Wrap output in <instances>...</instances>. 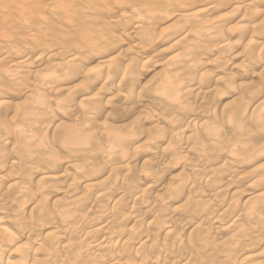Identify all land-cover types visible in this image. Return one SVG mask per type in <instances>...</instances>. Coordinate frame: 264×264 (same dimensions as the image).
Wrapping results in <instances>:
<instances>
[{"label":"bare ground","instance_id":"obj_1","mask_svg":"<svg viewBox=\"0 0 264 264\" xmlns=\"http://www.w3.org/2000/svg\"><path fill=\"white\" fill-rule=\"evenodd\" d=\"M262 138L264 0H0V264H264Z\"/></svg>","mask_w":264,"mask_h":264},{"label":"rangeland","instance_id":"obj_2","mask_svg":"<svg viewBox=\"0 0 264 264\" xmlns=\"http://www.w3.org/2000/svg\"><path fill=\"white\" fill-rule=\"evenodd\" d=\"M238 15L240 16V14H238ZM238 15H236V17L234 16L236 19L233 18V17L230 19V20H231V23H230V20H229V19L227 20L228 28L232 27V26H233V23H234L235 25L238 23V22H237V21H238L237 18L239 17ZM233 19H234V20H233ZM232 20H233V21H232ZM225 22H226V20H225ZM225 22H224V24H225ZM228 22H229V23H228ZM235 22H236V23H235ZM231 24H232V25H231ZM235 25H234V26H235ZM224 26H225V28H226V24H225ZM229 26H230V27H229ZM178 27H179V26H178ZM179 28H180V27H179ZM179 38H181V36H180ZM175 39H177V38H175ZM168 45H170V44L165 45L166 48H168ZM165 46H164V48H165ZM108 57H110V56H108ZM108 57H106V59H108ZM25 58H27V57H26V56H23V57H21L20 59L18 58V59L16 60V62L21 61V60H23V59H25ZM214 58H215V57H214ZM106 59H105V60H106ZM211 59H213V58H211ZM215 59H216V58H215ZM25 60H26V59H25ZM23 61H24V60H23ZM98 61H99V60H97V63H98ZM95 65H96V63H95ZM95 65H94V63L92 64V66H95ZM148 68H149V70H150V69H151V70L149 71L150 74H148V78L146 79L147 81H145V84H146V85H151L153 82H155V80L159 79V78L162 76L163 71H162V69H161L160 67L154 68V67H150V66H149ZM152 70H153V71H152ZM204 70H206V69H204ZM149 72H148V73H149ZM202 72H203V70H202ZM211 82H213V81H211ZM233 99H234V98H233ZM233 99L223 100V103H231V102L233 101ZM64 121H66V123L68 124V120H67V119H62L61 122H64ZM59 123H60V122H58V124H59ZM67 124H66V125H67ZM262 140L264 141V138L261 139V142H263ZM263 144H264V143H263ZM129 150H130V151H127V152H128V155H131V154H132L131 152H133V151L135 150V148H134V149L132 148V150H131V149H129ZM129 152H130V153H129ZM76 161H77V160H76ZM76 161H75V160L73 161V164H74V165H75V163H77ZM74 162H75V163H74ZM100 163H102V164L100 165V167H101L102 169H104L103 166H106V165H109V164H110L109 166H111L114 162H112V164H111V162L108 161V160H107V161H106V160H104V161L101 160ZM109 166H106V167L109 168ZM169 169H172V172L175 173V174L179 173V171L177 170V168H173V166H169V167L167 168V170H169ZM173 169H175V170H173ZM105 170H108V169H105ZM105 170H104V171H105ZM56 171H59V170L57 169ZM107 173H108V172L106 171V172H104V174H103L104 177L106 176L105 178H104L103 176H101L102 174L99 175L100 177L98 176V177H95V178H98V179H99V178H104V179L102 180V181H103V184L106 183V182L108 183V184H104V187H107V186L111 187L110 185H111L112 182H111V181H110V182L108 181V180H110V179H108V174H107ZM106 174H107V175H106ZM107 179H108V180H107ZM209 182H210V184H212L211 181H209ZM208 184H209V183H208ZM141 185H142V187H141ZM219 185H220V184H219ZM242 185H243V183H239V184L235 183V186H233L232 188H230V189L228 190L229 192H227L228 195H230V192L233 193V192L236 191V194H235V193L232 194L233 201H234L235 199H237V200L240 202V205H241L246 199H248V198H246V197H249V195H250L248 189H246V188L243 187ZM139 186H140V189L138 188L139 191L142 190V189H144V188H147V187L144 186L143 184H139ZM223 186H224V185H221L220 187L222 188ZM237 186H238V187H237ZM240 186H241V187H240ZM225 187H226V186H224V188H225ZM79 188H80L81 192H82V190L84 189L83 187H79ZM79 188H78V190H79ZM82 188H83V189H82ZM224 188H223V189H224ZM89 189H90V192H88V193H91L92 189H91V188H89ZM78 190L76 189V191H78ZM93 190H94V189H93ZM226 190H227V189L225 188L224 191H226ZM83 191H84V190H83ZM142 191H143V190H142ZM142 191H141V192H142ZM78 192H79V194H81L80 191H78ZM237 192H238V193H237ZM76 193H77V192H76ZM92 193L95 194L94 191H93ZM159 193H160V192H159ZM161 193H165V191H162ZM161 193H160V194H161ZM79 194L77 193V195H79ZM75 195H76V194H75ZM77 195H76V196H77ZM236 195H237V196H236ZM76 196H74V197H76ZM239 196H241V197H239ZM181 197H185V196H181ZM234 197H235V198H234ZM238 197H239V198H238ZM174 199H175V198H174ZM178 201H179L180 203H179ZM181 201L184 202L183 199H179V200H175V201H174L173 199H172V200L170 199V200H169V203H167V205H168V204H169V205L171 204L170 207H172V208L175 207V208L180 209V208H182L183 205H184V203H182ZM235 201H236V200H235ZM235 201H234V202H235ZM172 203H174V204L172 205ZM178 203H179V204H178ZM235 203H237V205L239 204L237 201H236ZM177 204H178L179 206H178ZM175 205H176L177 207H176ZM240 207H241V206H240ZM15 213H16V212H15ZM15 213H14V215H15ZM16 214H17V213H16ZM98 220H100V219H98ZM98 220H94L93 222H91V223L88 225L89 228H93V230H89V228L87 227L88 230H89L90 232H92V231L95 232L94 230L97 229L96 226L98 227V225H99V224H97V223L99 222ZM101 221H102V220H100V222H101ZM95 222H96L97 225L95 224ZM90 225H91V227H90ZM95 225H96V226H95ZM100 225H101V223H100ZM93 226H94V227H93ZM89 241H90V240H89ZM89 241H88V242H89ZM88 245H89V244H88ZM88 245H87V246H88ZM53 249H54V248H53ZM53 251H54V250H53ZM46 253H47V251H46ZM48 253H49V252H48ZM43 254H44V253H43ZM44 255H46V254H44ZM44 255H43V256H44ZM40 256H42V254H40V255L37 257L38 259H35V260H36L35 262H34V260H33V262L30 260L31 263L28 261L29 264H32V263H33V264H44V261L41 259ZM13 257H14V258H13ZM5 259H6V260H5L6 262H7L8 260L11 259L10 262H12L13 264H14V263L16 264V263H17L16 261H17V259H19V256H18V255H15V254H12L11 256L6 257ZM7 259H8V260H7ZM43 259H44V257H43ZM50 259H51V258H50ZM41 260H42V262H41ZM14 261H15V262H14ZM6 262H4V264H5ZM19 262H20V261H19ZM21 262H23L22 264H25L24 261H21ZM25 262H26V261H25ZM6 264H7V263H6ZM17 264H18V263H17ZM26 264H28V263H26Z\"/></svg>","mask_w":264,"mask_h":264}]
</instances>
